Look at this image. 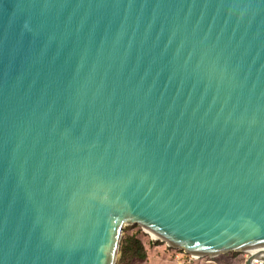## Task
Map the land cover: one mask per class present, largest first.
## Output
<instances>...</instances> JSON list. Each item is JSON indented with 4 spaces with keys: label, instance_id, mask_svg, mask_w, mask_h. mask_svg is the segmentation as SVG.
Masks as SVG:
<instances>
[{
    "label": "water",
    "instance_id": "95a60500",
    "mask_svg": "<svg viewBox=\"0 0 264 264\" xmlns=\"http://www.w3.org/2000/svg\"><path fill=\"white\" fill-rule=\"evenodd\" d=\"M131 224L264 254V0H0V264Z\"/></svg>",
    "mask_w": 264,
    "mask_h": 264
},
{
    "label": "rangeland",
    "instance_id": "374dc122",
    "mask_svg": "<svg viewBox=\"0 0 264 264\" xmlns=\"http://www.w3.org/2000/svg\"><path fill=\"white\" fill-rule=\"evenodd\" d=\"M125 234H133L135 235L141 242L144 250H145V258L141 259L139 257L127 258L124 257L121 260L122 253L121 247L120 251L117 253V259L114 264H186L183 261L182 253L184 250L179 248H173L167 246L165 242H161L159 240H153L139 225H128L123 230L122 235V243L126 242L127 235ZM126 237V238H125ZM235 251V254L230 255L229 252L218 254L219 257L223 258H235L238 255L243 257V250H232ZM199 261H209L205 256L200 258ZM198 261V260H197ZM193 263V262H192ZM243 264V261H242Z\"/></svg>",
    "mask_w": 264,
    "mask_h": 264
},
{
    "label": "trees",
    "instance_id": "16d2710c",
    "mask_svg": "<svg viewBox=\"0 0 264 264\" xmlns=\"http://www.w3.org/2000/svg\"><path fill=\"white\" fill-rule=\"evenodd\" d=\"M137 225V224H132ZM127 235V239L125 243H122L121 246V253L122 257L121 260H123L124 257L127 258H133V257H139L141 259L145 258V250L140 242V240L133 234H125ZM126 238V237H125ZM235 251L229 252L230 255L235 254ZM243 257L241 255H238L235 258L229 257L224 260V264H242Z\"/></svg>",
    "mask_w": 264,
    "mask_h": 264
},
{
    "label": "built area",
    "instance_id": "2783aa9c",
    "mask_svg": "<svg viewBox=\"0 0 264 264\" xmlns=\"http://www.w3.org/2000/svg\"><path fill=\"white\" fill-rule=\"evenodd\" d=\"M243 257L244 264H246V261L248 262V264H264V254L257 250H243ZM182 258V262L188 264L191 261L198 259L199 257L183 252Z\"/></svg>",
    "mask_w": 264,
    "mask_h": 264
},
{
    "label": "crops",
    "instance_id": "0c3cea01",
    "mask_svg": "<svg viewBox=\"0 0 264 264\" xmlns=\"http://www.w3.org/2000/svg\"><path fill=\"white\" fill-rule=\"evenodd\" d=\"M205 257L209 261H199L201 259H197L198 261L197 260H194V261H191L188 264H224L225 258H223V257H219L218 258L217 255L216 256H205Z\"/></svg>",
    "mask_w": 264,
    "mask_h": 264
},
{
    "label": "clouds",
    "instance_id": "9594fccd",
    "mask_svg": "<svg viewBox=\"0 0 264 264\" xmlns=\"http://www.w3.org/2000/svg\"><path fill=\"white\" fill-rule=\"evenodd\" d=\"M185 252V251H184ZM187 253V252H186ZM183 254V253H182ZM199 258L198 259H200L201 258V256H198ZM197 260V259H196ZM243 262H244V257H243ZM244 264V263H243Z\"/></svg>",
    "mask_w": 264,
    "mask_h": 264
},
{
    "label": "bare ground",
    "instance_id": "6f19581e",
    "mask_svg": "<svg viewBox=\"0 0 264 264\" xmlns=\"http://www.w3.org/2000/svg\"><path fill=\"white\" fill-rule=\"evenodd\" d=\"M141 227V226H140ZM147 233V232H146ZM153 240H155L149 233H147Z\"/></svg>",
    "mask_w": 264,
    "mask_h": 264
}]
</instances>
